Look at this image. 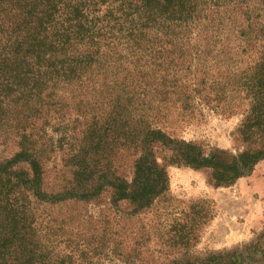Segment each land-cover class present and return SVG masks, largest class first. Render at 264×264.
I'll return each mask as SVG.
<instances>
[{
	"label": "trees",
	"instance_id": "trees-1",
	"mask_svg": "<svg viewBox=\"0 0 264 264\" xmlns=\"http://www.w3.org/2000/svg\"><path fill=\"white\" fill-rule=\"evenodd\" d=\"M16 1L23 9L13 24L27 27L26 34L13 36L7 33L10 19L0 25L5 39L0 52V115L16 122L18 139L29 140L33 134L27 130L35 128L21 123L27 102L15 101L17 110L6 108L10 91L25 88L27 96L35 83L42 86V94L58 83L85 86L109 104L102 115L110 119L107 133L92 138L97 137L101 147L121 141L133 174L130 179L118 174L113 159L92 165L98 153L89 147L71 168L77 188L53 192L45 189L42 158L19 144L18 152L0 167V260L9 257L7 249L35 198L56 205L78 199L81 191L87 200L109 194L111 205H126L132 209L128 216H134L167 194V166L202 171L208 185L221 188L264 161V0ZM229 33L245 37L235 44L234 57L228 54ZM184 40L193 46H180ZM194 61L200 67L191 74ZM177 66L183 77L175 76L171 84L172 67ZM193 98L219 115L243 116L242 152L207 151L165 130L167 108L184 113ZM186 116L178 112L181 119ZM22 161L29 164V172L16 167ZM250 253L251 263L264 264V248L255 242L206 264H246Z\"/></svg>",
	"mask_w": 264,
	"mask_h": 264
},
{
	"label": "rangeland",
	"instance_id": "rangeland-1",
	"mask_svg": "<svg viewBox=\"0 0 264 264\" xmlns=\"http://www.w3.org/2000/svg\"><path fill=\"white\" fill-rule=\"evenodd\" d=\"M19 4L16 0H0V25L10 19L9 35L17 36L20 31L26 34V24L21 29L13 24L23 9ZM6 27H2V35ZM244 38L240 33H229L228 54L237 56L235 44ZM3 40L0 35V52ZM187 43L193 46L191 41L185 40L179 45L186 48ZM195 62H192L191 74L199 66V63L195 66ZM172 72L171 84L175 76L183 77L182 67H172ZM41 89L42 86L35 83L27 96L25 88L13 89L4 100L6 108L16 110L14 102L25 103L26 100L21 123L35 130H27L33 134L29 140L18 139L21 136L16 133V122L0 115V167L7 165L22 143L30 147L33 156L38 154L42 158L45 189L58 192L77 188L71 181V168L78 164V156L92 149V153H98L92 156V165L103 166L109 159L116 160L120 168L118 174L130 179L132 161L123 157L126 153L122 142L108 139V145H98L97 137L107 133L110 122L102 116L109 109L107 101L93 90L87 91L85 86L58 83L48 88L46 94H42ZM189 105L190 109L184 113L167 108L165 130L207 151L238 154L246 148L239 134L242 115H219L206 110L194 98ZM178 112L188 116L181 119ZM28 165L22 161L16 167L29 172ZM165 172L167 194L150 209L134 216H128L132 209L126 205H111L109 194L87 200L81 197L84 196L81 191L78 199L56 205L35 198L25 210L20 233L7 249L9 257L6 262L0 260L1 263L206 264L219 254H228L252 242L264 248V161L231 185L221 188L208 185L202 171L167 166ZM253 256L250 253L246 264H253ZM257 257L261 259L259 254Z\"/></svg>",
	"mask_w": 264,
	"mask_h": 264
}]
</instances>
